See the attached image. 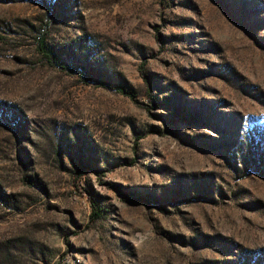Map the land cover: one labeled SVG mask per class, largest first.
<instances>
[{
  "label": "rangeland",
  "instance_id": "374dc122",
  "mask_svg": "<svg viewBox=\"0 0 264 264\" xmlns=\"http://www.w3.org/2000/svg\"><path fill=\"white\" fill-rule=\"evenodd\" d=\"M0 264H264V0H0Z\"/></svg>",
  "mask_w": 264,
  "mask_h": 264
},
{
  "label": "trees",
  "instance_id": "16d2710c",
  "mask_svg": "<svg viewBox=\"0 0 264 264\" xmlns=\"http://www.w3.org/2000/svg\"><path fill=\"white\" fill-rule=\"evenodd\" d=\"M39 48H40L41 52L45 56H47V57H50L51 56L50 55V52L47 50V48L45 47V45L43 43H40L39 44ZM117 91L120 94L124 95V96H127V97L132 98V99L134 98V93L131 90L125 88L124 86L117 87Z\"/></svg>",
  "mask_w": 264,
  "mask_h": 264
}]
</instances>
